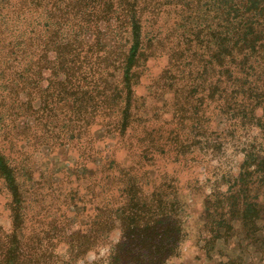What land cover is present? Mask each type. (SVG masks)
Returning a JSON list of instances; mask_svg holds the SVG:
<instances>
[{
    "label": "trees",
    "instance_id": "1",
    "mask_svg": "<svg viewBox=\"0 0 264 264\" xmlns=\"http://www.w3.org/2000/svg\"><path fill=\"white\" fill-rule=\"evenodd\" d=\"M145 77L170 101L164 117L146 111ZM219 119L225 136H264V0H0V180L11 199L0 264H170L185 237L180 194L198 184L182 176L197 143L220 144ZM25 138L69 149L88 180L36 230L4 146ZM243 147L234 184L206 209L216 240L239 222L264 253V152Z\"/></svg>",
    "mask_w": 264,
    "mask_h": 264
},
{
    "label": "rangeland",
    "instance_id": "2",
    "mask_svg": "<svg viewBox=\"0 0 264 264\" xmlns=\"http://www.w3.org/2000/svg\"><path fill=\"white\" fill-rule=\"evenodd\" d=\"M88 38H92L88 34ZM105 44L113 46L114 40L105 36L103 38ZM163 63H159L155 67L154 75L159 73ZM141 94L147 97L146 111L158 112V114L167 113L170 101L166 96L155 95L149 92L148 78L143 79ZM147 87V88H146ZM164 107V108H163ZM168 121V115H166ZM24 120L19 121V126L24 125ZM220 122V123H219ZM223 120H218L217 131L221 132L220 144L216 142L204 141L196 144V150L193 151L194 160L186 166L185 173L182 176V183H194V188L185 189L180 194L181 208L180 217L183 221L185 237L181 243L178 255L170 264H264V253L262 249L252 242L247 241L244 237L239 222L233 231L226 233V239H215L222 234H213V226L209 219V215L214 212L207 210V197L211 194H217V191L226 192L234 184L235 178L240 173V166L244 158V147L251 145L257 147V151L264 152V136L257 133L256 130L241 129L236 132V137L225 136L223 132ZM31 122L29 121L28 124ZM155 130L162 134L169 133V125H155ZM250 133L252 136H249ZM242 135L241 137H239ZM217 138L212 135L211 138ZM201 140V139H200ZM204 140V139H203ZM107 141V140H106ZM111 141V142H110ZM114 140L107 141L108 147H114ZM18 146L10 148L8 143H4L5 153L11 159V162L18 166V173L22 182H25L26 200H27V223L29 230H36L43 223H47L51 219L58 206L50 209L56 200L61 199L67 194L71 197L75 196V191L80 188L84 181L85 188L88 180L86 179L84 170H75L76 155L67 148H49L48 146H40L35 142H31L29 138L22 139ZM256 145V146H255ZM96 152V165H99V152H104L105 145L103 136L99 135V146ZM202 150L200 151V149ZM125 153L120 152L116 158L123 159ZM77 178V181H75ZM197 186V187H196ZM217 190V191H216ZM10 196L0 180V226L5 231L11 229V219L8 210ZM208 215V217H207ZM82 219V217H81ZM80 219V221H81ZM36 225H34L35 221ZM84 225V224H83ZM258 234L264 238V220L259 224ZM114 241L118 240V233L114 234ZM107 248L99 250L98 254L91 253L87 259L92 261L98 256H103ZM83 264V261H81Z\"/></svg>",
    "mask_w": 264,
    "mask_h": 264
}]
</instances>
